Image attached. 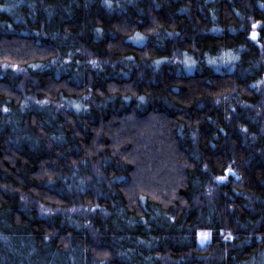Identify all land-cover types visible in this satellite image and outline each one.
Returning a JSON list of instances; mask_svg holds the SVG:
<instances>
[{"label":"trees","instance_id":"obj_1","mask_svg":"<svg viewBox=\"0 0 264 264\" xmlns=\"http://www.w3.org/2000/svg\"><path fill=\"white\" fill-rule=\"evenodd\" d=\"M0 264H264V0H0Z\"/></svg>","mask_w":264,"mask_h":264},{"label":"rangeland","instance_id":"obj_2","mask_svg":"<svg viewBox=\"0 0 264 264\" xmlns=\"http://www.w3.org/2000/svg\"><path fill=\"white\" fill-rule=\"evenodd\" d=\"M205 233L208 235L207 236L203 235ZM210 238H211V236H210V232L208 230H200V232L198 234V241H199L201 246L207 244L208 241L210 240Z\"/></svg>","mask_w":264,"mask_h":264},{"label":"snow or ice","instance_id":"obj_3","mask_svg":"<svg viewBox=\"0 0 264 264\" xmlns=\"http://www.w3.org/2000/svg\"><path fill=\"white\" fill-rule=\"evenodd\" d=\"M252 38L253 39H256V33L255 32L252 34ZM219 179H224V178L223 177H220ZM203 235L207 236L208 234L205 233Z\"/></svg>","mask_w":264,"mask_h":264}]
</instances>
